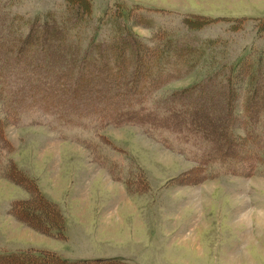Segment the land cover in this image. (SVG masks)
I'll return each instance as SVG.
<instances>
[{
    "label": "rangeland",
    "instance_id": "374dc122",
    "mask_svg": "<svg viewBox=\"0 0 264 264\" xmlns=\"http://www.w3.org/2000/svg\"><path fill=\"white\" fill-rule=\"evenodd\" d=\"M90 2V12L76 15L78 24L69 33L81 55L92 43L110 38L115 12L147 50L158 40L153 36L159 27L180 43L198 46L210 41L217 54L200 58L182 78L155 89L156 98L203 81L213 70L226 75L243 57L252 60L255 69L264 66V0ZM66 5V0H0V28L14 19H20L13 24L22 33L28 30L29 24L22 23L26 19L40 24L56 16L66 22ZM126 12L130 15L121 17ZM194 15L209 20L208 25H186ZM10 65L16 72L19 59ZM253 82L244 81L243 88ZM100 87L94 85L92 91L100 89L96 93L102 95L101 108L84 103L75 108L81 115L68 114L66 119L60 113L71 111L68 90L64 108L39 97L18 101V92L14 101L12 93L0 92V251L38 247L69 261L264 264V157L256 170L238 175L216 156L201 154L199 142L182 140L178 133L149 135L139 125H113V110L103 108L105 100L128 98L131 92ZM138 92H144L142 87ZM240 97L239 102L245 93ZM238 134L243 136V129ZM30 192L33 205L56 222L60 207L65 237L48 236L15 213L20 214L15 201L29 198ZM44 204L50 206L49 213Z\"/></svg>",
    "mask_w": 264,
    "mask_h": 264
},
{
    "label": "trees",
    "instance_id": "16d2710c",
    "mask_svg": "<svg viewBox=\"0 0 264 264\" xmlns=\"http://www.w3.org/2000/svg\"><path fill=\"white\" fill-rule=\"evenodd\" d=\"M66 1L65 7L69 11L63 18L66 22L57 20L56 16L52 20L49 17L40 24L26 19L22 23L29 24L28 30L22 33L18 32L20 26L13 24L20 19H14L6 29L3 26L0 28L2 96L12 93L13 100L16 101L18 92L21 97L18 101L39 97L47 103L60 104L64 108L66 98L63 95L68 90L71 95L68 96L70 102L67 105L71 111L64 110L60 113V116L66 119L68 114L81 115L75 108L84 103L101 108L98 101L102 95L96 93L100 89L95 90V93L92 91L94 85L100 84L101 89L108 87V90L111 89L114 93L131 92L128 98L105 100L107 104L103 105V108L108 106L109 110H113L109 119L111 124L139 125L149 135L150 131L160 134L164 130L175 137V133H178L182 140L199 142L201 154L216 156L224 166L230 167L231 170L228 171L234 174L241 175L256 170L257 164L264 157L261 154L264 149V70L259 68L264 66L258 64L255 69L254 62L243 57L237 66L232 64L226 75L225 72L213 70L203 81L156 98L155 89L182 78L194 69L200 58L217 54L215 49L210 48V41L198 46L180 43L179 39L170 37L166 28L159 27L153 36L158 40L147 50V45L142 44L129 29L130 24L125 20L119 21L118 12H115L114 31L110 38L92 43L81 55V48L77 43L75 45L71 42L69 33H72V27L78 24L76 15H86L90 12L91 0ZM123 15L121 17L124 18L130 13ZM131 19H136L135 15H132ZM146 19L150 24L149 19ZM136 20L139 22V19ZM208 22L209 20L202 16L198 18L194 15L188 17L185 24L192 28H201L208 25ZM155 53L156 58L152 60ZM82 56L90 58L84 60ZM15 58L19 59L20 66L13 72L8 64ZM63 78L66 80L64 84L61 82ZM14 81L17 83L13 84ZM244 81L254 82L248 84L246 89L243 88ZM141 87L143 93L138 92ZM242 92L245 97L239 102ZM25 103L26 100L23 105H26ZM143 112L146 113L142 114ZM239 127L244 131L243 136L238 134ZM245 141L248 144H245ZM17 171L33 181L24 174L25 171ZM31 194L33 193L30 192ZM31 197L32 195L16 200L13 205L15 207L17 204L23 217L18 212L15 213L30 227L48 232V236L65 237V218L59 210L60 207H56L54 214L57 216L56 222L52 215L46 216L41 212L43 209H37ZM47 201L56 206V202ZM43 206L49 213L50 209L47 207L50 206ZM0 264L135 263L114 258L69 261L56 251L28 247L0 251Z\"/></svg>",
    "mask_w": 264,
    "mask_h": 264
}]
</instances>
